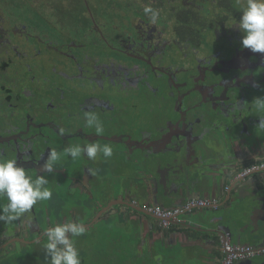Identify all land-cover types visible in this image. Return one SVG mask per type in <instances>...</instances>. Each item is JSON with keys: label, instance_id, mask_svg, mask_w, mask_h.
Segmentation results:
<instances>
[{"label": "flooded vegetation", "instance_id": "flooded-vegetation-1", "mask_svg": "<svg viewBox=\"0 0 264 264\" xmlns=\"http://www.w3.org/2000/svg\"><path fill=\"white\" fill-rule=\"evenodd\" d=\"M245 4L0 0V160L53 192L0 221V264H49L44 233L68 221L86 229L81 264H223L225 243L255 250L231 264L264 263V54L241 46ZM88 143L113 155L43 172L49 150ZM192 198L212 203L193 211L209 214L198 225L152 213Z\"/></svg>", "mask_w": 264, "mask_h": 264}, {"label": "clouds", "instance_id": "clouds-1", "mask_svg": "<svg viewBox=\"0 0 264 264\" xmlns=\"http://www.w3.org/2000/svg\"><path fill=\"white\" fill-rule=\"evenodd\" d=\"M144 12L151 15L153 22L159 15L158 11L150 6L145 7ZM236 23L243 33L241 46L253 53L264 54V0H246L242 16ZM255 107L264 112V98L255 99ZM85 124L86 127L93 128L97 135L104 132L103 125L95 113H85ZM257 128L264 130V117ZM99 153L109 158L113 155V149L110 145L101 146L97 143L68 146L61 152L51 149L42 170L45 173H52L53 165L60 161L62 156L75 160L83 155L94 161ZM47 184L48 180L44 175H39L33 180L16 159L0 160V198L7 201L0 204V221H16L30 213L38 203L51 200L53 192L46 187ZM85 231V226L79 221L57 223L54 227L47 228L44 233L47 237L44 250L46 257L49 258V264H81L74 238L84 235Z\"/></svg>", "mask_w": 264, "mask_h": 264}, {"label": "built area", "instance_id": "built-area-1", "mask_svg": "<svg viewBox=\"0 0 264 264\" xmlns=\"http://www.w3.org/2000/svg\"><path fill=\"white\" fill-rule=\"evenodd\" d=\"M210 204L212 203L209 200L192 198L177 208L164 210L160 208H153L152 213L163 222V225H166V223L170 220H174L180 215L192 213L194 210L208 207ZM223 251L225 253L223 264H231L234 260L251 257L255 253V250H253L250 246H232L227 243L223 244ZM257 252L260 255H264V247L259 249Z\"/></svg>", "mask_w": 264, "mask_h": 264}, {"label": "water", "instance_id": "water-1", "mask_svg": "<svg viewBox=\"0 0 264 264\" xmlns=\"http://www.w3.org/2000/svg\"><path fill=\"white\" fill-rule=\"evenodd\" d=\"M206 217H209V214H206L205 216H204V215L199 216V217L196 219V223H197V225H198L200 222H202ZM260 221H262V220H260ZM178 224H179L178 222H177V223L174 222V225H178ZM191 224H192V222L189 221L186 225H187V226H191ZM256 234L259 235V237H258V241H259V243H260V244H257V247H259V249H261L262 247H264V221L262 222L261 232L259 231V233H256ZM263 257H264V255H263ZM262 264H264V263H262Z\"/></svg>", "mask_w": 264, "mask_h": 264}, {"label": "crops", "instance_id": "crops-1", "mask_svg": "<svg viewBox=\"0 0 264 264\" xmlns=\"http://www.w3.org/2000/svg\"><path fill=\"white\" fill-rule=\"evenodd\" d=\"M177 207H179V206H177ZM177 207H174V208H177ZM170 209H173V208H170ZM195 212V211H194ZM188 213V214H184V216H182V219L184 220V221H194V222H196V219L199 217V216H201L202 214H204V213Z\"/></svg>", "mask_w": 264, "mask_h": 264}, {"label": "rangeland", "instance_id": "rangeland-1", "mask_svg": "<svg viewBox=\"0 0 264 264\" xmlns=\"http://www.w3.org/2000/svg\"><path fill=\"white\" fill-rule=\"evenodd\" d=\"M141 262H142V259L139 260V263H141Z\"/></svg>", "mask_w": 264, "mask_h": 264}]
</instances>
